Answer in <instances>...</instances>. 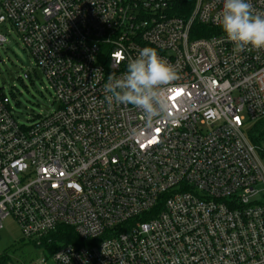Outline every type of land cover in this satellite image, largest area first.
Wrapping results in <instances>:
<instances>
[{
	"label": "built area",
	"instance_id": "obj_1",
	"mask_svg": "<svg viewBox=\"0 0 264 264\" xmlns=\"http://www.w3.org/2000/svg\"><path fill=\"white\" fill-rule=\"evenodd\" d=\"M223 2L0 0V46L9 24L57 103L22 123L0 93V231L12 215L48 249L72 228L57 264H264V147L247 135L264 49L234 50ZM144 47L178 74L173 119L151 127L104 92Z\"/></svg>",
	"mask_w": 264,
	"mask_h": 264
},
{
	"label": "clouds",
	"instance_id": "obj_2",
	"mask_svg": "<svg viewBox=\"0 0 264 264\" xmlns=\"http://www.w3.org/2000/svg\"><path fill=\"white\" fill-rule=\"evenodd\" d=\"M217 20L235 51H244L249 46L264 49V12H255L250 0H224ZM177 79L172 64L161 58L156 49L144 47L136 58L129 59L123 75H108L105 100L109 107L113 103L135 106L141 110L148 127L165 119L171 122L167 87Z\"/></svg>",
	"mask_w": 264,
	"mask_h": 264
},
{
	"label": "rangeland",
	"instance_id": "obj_3",
	"mask_svg": "<svg viewBox=\"0 0 264 264\" xmlns=\"http://www.w3.org/2000/svg\"><path fill=\"white\" fill-rule=\"evenodd\" d=\"M1 32L8 41L0 46V93L9 98L19 121L27 123L56 109L55 91L15 28L3 25ZM3 255L15 264H57L37 238L24 237L12 215L3 221L0 231V257Z\"/></svg>",
	"mask_w": 264,
	"mask_h": 264
},
{
	"label": "trees",
	"instance_id": "obj_4",
	"mask_svg": "<svg viewBox=\"0 0 264 264\" xmlns=\"http://www.w3.org/2000/svg\"><path fill=\"white\" fill-rule=\"evenodd\" d=\"M247 135L251 143L256 146H262L264 142V117L252 123V125L247 131ZM63 229L67 231V238L60 239V236L53 235L52 245H50L48 248L51 254H53L58 249L61 243L74 242L75 233H73V229L70 227H63ZM8 262H11L8 256L3 255L0 257V264Z\"/></svg>",
	"mask_w": 264,
	"mask_h": 264
}]
</instances>
